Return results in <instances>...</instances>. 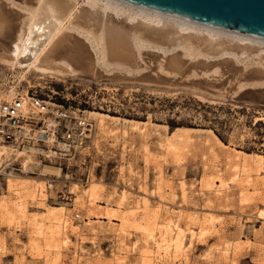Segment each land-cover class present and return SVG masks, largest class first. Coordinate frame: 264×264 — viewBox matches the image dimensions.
<instances>
[{
  "label": "rangeland",
  "instance_id": "374dc122",
  "mask_svg": "<svg viewBox=\"0 0 264 264\" xmlns=\"http://www.w3.org/2000/svg\"><path fill=\"white\" fill-rule=\"evenodd\" d=\"M142 53L139 67L132 71L98 67L96 76L51 78L32 71L20 76L0 65V94L12 88L25 91L28 83L43 101L85 106L90 112L140 122L137 129L128 130V138L95 139L98 146L94 145L89 181L82 187L71 183V195L61 193L62 180L17 176L42 183L45 197L32 204L25 200L29 222L21 231L0 214V264H115L112 252L117 239L107 220L96 218L100 207L110 215L113 212L118 220L112 222L115 228L120 227L121 217L125 219L126 264H140L138 253L145 237L139 224L157 209L162 220L173 217L183 229L193 215L212 222L206 223L204 234L187 241L186 260L173 253L151 264H264V220L257 218L264 213V160L259 161L264 157V60L245 55L238 56L240 63L227 55L190 59L178 51L183 70L162 73L158 63L164 65L172 53L165 57ZM22 78L28 82H20ZM213 135L226 147L216 144ZM167 143L176 150H169ZM7 179L0 176V200L8 202L7 209L19 219ZM212 188L221 194L215 196ZM121 197L127 198L131 209L137 201L141 208L130 214ZM87 211L95 214L90 226L84 225ZM53 213L59 220L68 218L70 228L58 239L44 238L37 255L29 252L30 219L46 217L50 223ZM137 241L139 249L134 251Z\"/></svg>",
  "mask_w": 264,
  "mask_h": 264
},
{
  "label": "bare ground",
  "instance_id": "6f19581e",
  "mask_svg": "<svg viewBox=\"0 0 264 264\" xmlns=\"http://www.w3.org/2000/svg\"><path fill=\"white\" fill-rule=\"evenodd\" d=\"M143 51L156 52L163 57L172 53L169 58L167 57L168 60L164 65L162 62L158 63L159 71L166 73V70L170 69L179 72L183 70V63L180 54L177 53L178 51H182L184 57L190 59L204 55H219L220 57L227 55V58L232 56L235 60L239 55H241L240 57L245 55V57L253 56L254 58L258 56V59L264 60V39L200 25L120 0H0V65L10 72L20 74V76L22 73L30 71L51 78L96 76L98 67L110 70L122 68L132 71L139 67L138 59L142 58ZM238 61L240 63V60ZM123 70L120 71L123 72ZM113 71L116 72V70ZM258 72L261 75L263 73ZM126 73L131 74L130 72ZM25 80L28 82L27 78H22L20 82H25ZM26 86L25 91H16L12 88L6 94L1 93L0 96L3 98L0 99V104L2 102L10 104L17 95H21L24 113L49 115L56 109H60L57 104L49 101L43 102V109L32 105L26 95L29 87H33V85L26 83ZM87 116L95 121V139L101 140L112 138L117 141L119 136L128 138V130H135L137 129L136 126L140 124L138 121L116 119L106 114L90 111L87 112ZM213 136L216 144L220 147H226L215 135ZM95 139L93 145L97 147L98 144ZM167 147L169 150H176L172 143H167ZM13 153L9 146L0 143V168L5 162L11 160ZM36 153L37 150L31 147L16 151L15 156L21 158V164L26 158L23 164L25 170H35L40 177L60 176L57 167L50 164H38L35 159ZM259 158H262L259 160L260 162L264 160L263 156ZM232 168L235 172L237 171V167ZM236 178L237 174L235 173L233 180ZM228 184L226 183V185ZM6 188L11 196H15L11 205L15 207L20 216H18L19 219H16L15 214L11 212L13 210L7 209L6 204L8 202L6 203L5 200H0V214L6 219L9 226L21 231L26 222H29L27 215H25L27 213L25 200L28 199L32 204L38 197L44 198L43 185L38 182L33 184L32 179L15 176L6 180ZM221 192L220 189H213L215 196H219ZM121 198L124 202L123 205L130 211V214L141 208L139 201L133 203L132 206L134 207L131 209L127 198ZM74 200L76 201V199ZM142 203H144L142 206L146 207L147 203ZM110 204L112 203L110 202ZM100 208H102L101 212L98 211L99 214L96 215V218L98 217V220L106 219L108 225L110 224L111 234L117 239L118 247L113 251L114 253L112 252L115 264H126L128 245L125 219L121 217L120 227L115 228V225L111 226L112 222L117 220L113 216V212L110 215L107 210H104L105 207ZM160 210L157 209L152 216L141 220L139 224V230L145 237L142 245L143 251L140 250L138 253L140 264H151L157 257L169 256L173 253L186 260L187 241L196 235L204 234L206 231L204 226L206 223L212 222L210 219H200L193 215L188 218V223L183 229L173 217L162 220L159 217L158 211ZM90 213L87 216L88 222L86 221L85 226H90L91 217L95 216L94 213H91L92 215ZM257 218L264 220V213L260 212ZM45 219L35 215L30 219L31 237L29 238L27 235L29 239L26 245L29 252H36V255L43 246L44 238L47 241L53 237L58 239L71 224L68 218L57 219L54 213L50 216V223L46 222ZM146 222L150 224L148 227L145 226ZM93 231H95L94 228ZM76 236L78 235L76 234ZM138 246L139 241L133 244V250H138ZM150 248L155 249V252L151 251Z\"/></svg>",
  "mask_w": 264,
  "mask_h": 264
},
{
  "label": "built area",
  "instance_id": "2783aa9c",
  "mask_svg": "<svg viewBox=\"0 0 264 264\" xmlns=\"http://www.w3.org/2000/svg\"><path fill=\"white\" fill-rule=\"evenodd\" d=\"M26 97L32 105L43 109L44 101L39 98L35 86L29 87ZM23 106L21 95H17L10 104H0V143L14 152L11 160L0 168V176L38 175L35 170H25L21 158L15 156L16 151L32 147L37 150L35 159L38 164H50L59 170L60 176L49 175L46 178L62 180L61 193L71 195L69 185L75 182L82 187L91 174L96 125L87 116L89 107L73 108L65 104L49 115H33L24 113Z\"/></svg>",
  "mask_w": 264,
  "mask_h": 264
},
{
  "label": "water",
  "instance_id": "95a60500",
  "mask_svg": "<svg viewBox=\"0 0 264 264\" xmlns=\"http://www.w3.org/2000/svg\"><path fill=\"white\" fill-rule=\"evenodd\" d=\"M183 20L264 39V0H120Z\"/></svg>",
  "mask_w": 264,
  "mask_h": 264
},
{
  "label": "trees",
  "instance_id": "16d2710c",
  "mask_svg": "<svg viewBox=\"0 0 264 264\" xmlns=\"http://www.w3.org/2000/svg\"><path fill=\"white\" fill-rule=\"evenodd\" d=\"M218 137H219V136H218ZM219 139H220V141H222L220 137H219Z\"/></svg>",
  "mask_w": 264,
  "mask_h": 264
}]
</instances>
